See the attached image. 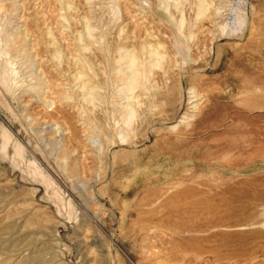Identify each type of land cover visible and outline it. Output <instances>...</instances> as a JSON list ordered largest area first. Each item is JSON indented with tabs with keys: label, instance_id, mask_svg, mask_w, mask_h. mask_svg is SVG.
Returning a JSON list of instances; mask_svg holds the SVG:
<instances>
[{
	"label": "rangeland",
	"instance_id": "374dc122",
	"mask_svg": "<svg viewBox=\"0 0 264 264\" xmlns=\"http://www.w3.org/2000/svg\"><path fill=\"white\" fill-rule=\"evenodd\" d=\"M0 264H264V0H0Z\"/></svg>",
	"mask_w": 264,
	"mask_h": 264
}]
</instances>
